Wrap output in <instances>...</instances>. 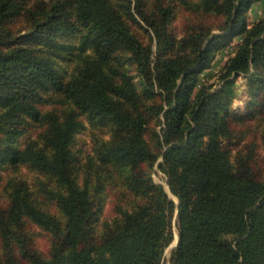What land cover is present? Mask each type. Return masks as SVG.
Returning <instances> with one entry per match:
<instances>
[{"label":"trees","instance_id":"obj_1","mask_svg":"<svg viewBox=\"0 0 264 264\" xmlns=\"http://www.w3.org/2000/svg\"><path fill=\"white\" fill-rule=\"evenodd\" d=\"M254 1L197 0L200 16L223 14L224 20L191 29L190 50L181 52L183 41L169 28L170 4L160 3L148 18L146 0H135L153 33V60L152 43L140 42L109 0H76L85 25L78 44L94 51L83 55L78 75L64 81L51 55L74 47L54 43L75 34L62 17L66 2H58L54 13L40 10L35 32L16 38L6 27L23 3L0 0V164L27 163L44 174L42 191L56 207L46 210L24 180H7L0 264H264V151L257 150H264V130L260 143L243 142L247 132L237 127L264 110V19L246 20ZM214 29L222 33L212 34ZM230 44L232 54L219 72L222 84L197 87V73ZM240 76L255 102L243 115L231 109ZM54 87L90 116L114 122L117 134L101 152L103 162L88 158L79 168L71 162L68 144L79 126L73 110L49 125L48 149L34 140L17 148L25 120L47 117L36 105ZM159 115L163 126L152 144L145 129ZM159 158L157 167L178 203L151 177ZM107 189L115 196L114 214L102 219ZM29 225L50 235L47 254L35 247ZM173 227L178 241L166 259Z\"/></svg>","mask_w":264,"mask_h":264},{"label":"rangeland","instance_id":"obj_2","mask_svg":"<svg viewBox=\"0 0 264 264\" xmlns=\"http://www.w3.org/2000/svg\"><path fill=\"white\" fill-rule=\"evenodd\" d=\"M23 3V9L21 13L9 21L7 29L16 38L20 36H27V34H32L34 31V17L39 14L40 10L48 8L54 13L58 9V2L65 1V6L61 7L64 12L62 17L69 22V26L73 29L74 33L72 36H61V38H54V43L62 45H73L71 49L64 48L60 50L58 55H51L54 60L55 67L59 68L64 81H68L71 77L78 75V69L82 68L81 58L83 55L93 53L91 46H85L80 48V42L78 44V38L84 33L85 25L82 23L80 17L76 14V0H20ZM197 0H146L144 3L145 9L143 14L151 18L152 10L161 3L163 6L170 4L172 10V17L169 22V28L172 32V36L176 41H183L181 45L182 48L177 50H183L181 52L189 51V46L192 42L188 41L191 29H196L200 23L205 26H211L219 24L224 20L222 15H211L208 17L200 16L199 13L195 12V4ZM110 4L120 13L125 24L135 35V37L143 44H151L153 50V60L156 50L155 40L153 38V33L150 27L145 23L143 18L136 12V2L135 0H109ZM60 9V5H59ZM264 19V0H256L249 7L246 12V20L249 24L253 22ZM71 21V22H70ZM79 31H75V30ZM222 31L214 29L212 34H221ZM239 37L233 39V43L237 42ZM152 41V42H151ZM43 42L37 41L36 45L41 46ZM227 45L221 50H218L215 54L214 59L211 61L209 67L204 68L201 72L197 73V87L199 84L211 85V89H217L222 82L219 80V72L226 61V59L232 54L233 45ZM76 46V48H75ZM64 52V54L62 53ZM67 52H72L71 57L66 55ZM192 56V55H191ZM132 68V66H130ZM129 68V69H130ZM120 69V68H116ZM134 77V81L138 84V79H136V73L131 72ZM236 97L231 105V109L236 113L243 115L246 114L249 109L255 104L253 97L251 96V91L249 90L248 81L245 77L240 76L235 78ZM260 96H264V91L260 93ZM36 109L39 111L40 115L46 114L47 117L41 118L40 120H25L26 132L20 137L18 142L19 149L23 148L28 141H36V147L48 149L51 144H47L44 136L48 135L49 125L55 120H61L65 118V113L73 110L75 115V120L78 123L72 132L71 141L68 144V150L71 156V162L74 163L78 168L79 164H84L88 158H95L96 162H103L104 160L100 157L101 152L105 149L107 143L113 139V136L117 134L114 122L110 118L104 116H90L86 111L76 107L65 95V90L62 88L54 87L48 88L43 92L42 98L36 105ZM162 120V116H155L151 119L145 129L146 139L153 144L154 134L160 132V128L163 123H159L158 120ZM242 130H245V137L243 142L256 140L260 143V136L264 130V110L258 113L254 119L246 120L237 126ZM243 142H241L243 144ZM240 143V144H241ZM238 146V145H237ZM234 148H236L234 146ZM260 154H263V146L259 145L257 148ZM263 152V153H262ZM161 159L159 158L151 167V177L154 182L163 184L170 197L178 203V199L171 194L168 185L166 184L165 175L158 169L157 164ZM108 164L113 163L112 160H106ZM104 162V163H105ZM77 176L79 178V169L77 170ZM81 175L83 173L81 172ZM16 179L24 180L28 183L29 188L36 194L41 201H43L42 206L50 211L56 212V207L54 201L49 200V196L42 191L41 183H46L47 177L37 172L35 169L30 167L27 163H22L20 165L5 163L0 164V208L3 207L8 200V193L6 191L5 185L7 180ZM52 186V185H48ZM113 192L107 189L105 203L102 206L101 218H110L113 216ZM30 230L34 233V243L35 247L42 253L47 254L50 247V235L48 232L36 227L35 225L28 226ZM174 228V240L170 246L165 251V258L168 259L170 255V250L176 244L177 232Z\"/></svg>","mask_w":264,"mask_h":264},{"label":"water","instance_id":"obj_3","mask_svg":"<svg viewBox=\"0 0 264 264\" xmlns=\"http://www.w3.org/2000/svg\"><path fill=\"white\" fill-rule=\"evenodd\" d=\"M177 241H178V236H177V239H176V243H177ZM175 245H176V244H175ZM175 245H174V246H175Z\"/></svg>","mask_w":264,"mask_h":264}]
</instances>
